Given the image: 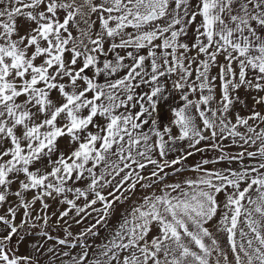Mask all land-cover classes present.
<instances>
[{"label":"snow or ice","instance_id":"snow-or-ice-1","mask_svg":"<svg viewBox=\"0 0 264 264\" xmlns=\"http://www.w3.org/2000/svg\"><path fill=\"white\" fill-rule=\"evenodd\" d=\"M169 79L183 104L157 127ZM241 89L264 92V0H0V264H39L18 255L36 228L68 251L34 252L61 264H264V113L229 118ZM228 139L242 150L225 153ZM178 141L189 150L169 160ZM208 147L221 155L196 179L163 183ZM220 162L239 167H204ZM48 201L66 207L49 215ZM52 216L65 238L46 231ZM66 218L94 223L73 236Z\"/></svg>","mask_w":264,"mask_h":264},{"label":"rangeland","instance_id":"rangeland-1","mask_svg":"<svg viewBox=\"0 0 264 264\" xmlns=\"http://www.w3.org/2000/svg\"><path fill=\"white\" fill-rule=\"evenodd\" d=\"M129 31H131V29H129ZM132 50V49H129ZM121 52V54L123 55L124 52L121 50H118ZM108 58H112L114 59V55L113 54H109ZM195 67V66H193ZM217 70L213 69V75L215 74ZM105 79H111V77L109 78H105V77H99L98 80L100 82H104ZM171 79H175V77H172ZM171 79H169L168 81V91L165 93V95L168 97L166 100H160L158 102V111L156 114V118L158 120V124L157 127H160L161 125L163 126H168L171 120V111L170 109L173 107H177L179 105L183 104V101L180 100V93L171 89ZM219 84V82L217 81V85ZM148 89L146 87H142L141 89H138L137 91H147ZM215 99L210 103V107L215 109L218 107V101L220 99V88L217 86V88L215 89ZM189 98L196 100L198 98V94L196 93H191L190 91L188 92ZM238 95L240 96V99L244 101L243 104L241 103H235L229 113V118L233 119L234 122V117L235 114H239L240 116H248L250 114V112L253 110V108H255L256 111H260L262 113H264V105H255L254 104V100L253 97L257 96V95H264V92L262 93H255V92H247L244 89H241L238 93ZM202 107H209V106H202ZM136 109H134L133 111H135ZM197 123L200 124L201 122L199 120H197ZM250 123H253L252 121H250ZM260 127H264V125H260ZM240 131H245V129L240 128ZM143 131L145 132H149L150 131V125H146L143 128ZM173 134H176V129L175 127H173ZM167 138V137H166ZM220 141L217 140V143H219ZM187 141H178L175 144H170V147L174 150L169 151L168 152V156L167 158L169 160L177 158L178 156L184 154L186 151H188L189 149L187 148ZM210 141H203L201 142V145H199L198 147H205L206 145H210ZM224 147V151L225 153L228 154H236L238 152H240L242 149L236 145H233L231 140H224L223 142ZM250 151H255V146L249 149ZM221 155V152L215 149H211L210 147H208V150L204 151L203 153L197 152L192 156H189L185 161H183V170L180 172H174V169L172 168H168L165 169L166 172L169 173V175L166 177L165 181L163 183H175V182H183L186 179H196L199 175V173L193 171V169L196 167L197 164L201 163V161L203 159H208V160H215L216 158H218ZM157 159H159V157H156ZM251 161L249 160H245L244 163L248 164ZM181 165H176L175 168H181ZM205 168L208 169H216V170H223L226 169L228 167H231L233 169H236L239 167V165L237 163H232L231 165H229L226 162H220V163H215V164H208L204 166ZM151 170V166H149V169L145 171V175H148V172ZM163 183H161L159 185V187H163ZM83 186V185H80ZM243 187V185H242ZM158 190V189H157ZM141 189H137V197H135L134 199L138 198L140 193H141ZM71 195V194H69ZM12 199H15L14 197ZM218 200L223 201L224 200V196L223 194H221L218 197ZM51 204V207L48 209V214L50 215L52 212H57V210H63L64 205H59L57 203H54L52 201H48ZM22 211V210H21ZM40 212V204L39 202L36 204L35 206V211L33 212V215L38 214ZM3 213V209H0V214ZM68 219V224L71 225V227L69 228V231H71L73 233V236L78 235L83 229L87 228L91 223H94L93 220L91 219H87L85 220L83 223L81 224H76L72 219L70 218H66ZM219 219V213L217 215V217L212 221V225H216V221ZM119 220V209L116 215H114L109 221H108V225L107 227H99L98 226V231H99V236L98 237H89L88 238V243L91 244H99L105 237L108 236L109 234V230L115 226L117 224ZM20 221V216L18 214L17 216V223H19ZM39 223V222H37ZM212 225H210V227H212ZM3 226L0 225V228H2ZM67 227V225H65L63 223V221L59 222V226H57V219L56 216H52L51 219L49 220V225L46 229V231H48V233L53 236V237H59V238H65V233H64V228ZM214 235L216 236L220 246L227 251L228 250V245L226 242V238H225V234L222 232H217L215 230V228H212ZM40 231V228H36V229H29V232L31 233L30 235H25V233L22 231L21 234L25 235V239L24 241L19 245V251H18V255H22V256H33L34 258L39 257V264H61L62 261H67L68 257H60L59 259L56 258L52 253H46V254H39V253H35L33 248L31 247V245L35 244V243H43L44 244V248L47 249L48 247H55V250L57 253L61 252V251H68L67 248H65L64 246L58 245L56 244L55 240H47L46 237H41L36 235V233H38ZM69 239L71 240V237H69ZM17 237H13V244L16 243ZM73 254L77 253L80 251V248H76V249H72L71 250ZM229 259H231V254L229 253Z\"/></svg>","mask_w":264,"mask_h":264},{"label":"crops","instance_id":"crops-1","mask_svg":"<svg viewBox=\"0 0 264 264\" xmlns=\"http://www.w3.org/2000/svg\"><path fill=\"white\" fill-rule=\"evenodd\" d=\"M40 264H42V263H40Z\"/></svg>","mask_w":264,"mask_h":264}]
</instances>
